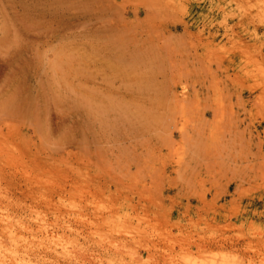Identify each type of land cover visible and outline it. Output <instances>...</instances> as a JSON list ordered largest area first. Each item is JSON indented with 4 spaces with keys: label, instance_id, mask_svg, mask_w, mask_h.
Listing matches in <instances>:
<instances>
[{
    "label": "rangeland",
    "instance_id": "rangeland-1",
    "mask_svg": "<svg viewBox=\"0 0 264 264\" xmlns=\"http://www.w3.org/2000/svg\"><path fill=\"white\" fill-rule=\"evenodd\" d=\"M0 264H264V0H0Z\"/></svg>",
    "mask_w": 264,
    "mask_h": 264
},
{
    "label": "bare ground",
    "instance_id": "bare-ground-1",
    "mask_svg": "<svg viewBox=\"0 0 264 264\" xmlns=\"http://www.w3.org/2000/svg\"><path fill=\"white\" fill-rule=\"evenodd\" d=\"M187 27H188V26H187ZM121 68H122V67H121ZM118 69H119V68H118ZM122 70H123V69H122ZM122 70H120V71H122ZM104 105H105V104H104ZM106 105H109V104H106ZM106 105H105V106H106ZM114 106H115V105H114ZM114 106H112V107H114ZM102 107H103V106H102ZM106 107H108V106H106ZM106 107H105V108H101V107H100V109H103V111H104L105 109H107ZM115 107H116V106H115ZM120 107H121V106H120ZM126 108H127V107H126ZM122 109H125V107L123 106ZM122 109H121V110H122ZM103 111H102V112H103ZM128 111H129V110H128ZM124 112H125V110H124ZM125 113H126V112H125ZM127 113H128V112H127ZM91 132H93V131L91 130ZM92 135H94V134H92ZM102 136H103V135H102ZM105 136H106V135H105ZM92 138H93V137H92ZM94 138H95V137H94ZM94 138H93V141H95V143H98V141L100 142V140L97 141L96 138H95V139H94ZM100 139H101V138H100ZM96 141H97V142H96Z\"/></svg>",
    "mask_w": 264,
    "mask_h": 264
}]
</instances>
